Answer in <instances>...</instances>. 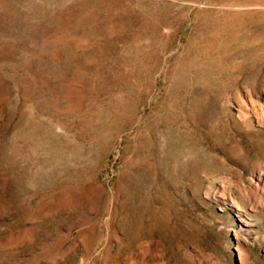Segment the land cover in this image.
I'll return each instance as SVG.
<instances>
[{
	"label": "rangeland",
	"instance_id": "obj_1",
	"mask_svg": "<svg viewBox=\"0 0 264 264\" xmlns=\"http://www.w3.org/2000/svg\"><path fill=\"white\" fill-rule=\"evenodd\" d=\"M0 264H264V0H0Z\"/></svg>",
	"mask_w": 264,
	"mask_h": 264
}]
</instances>
